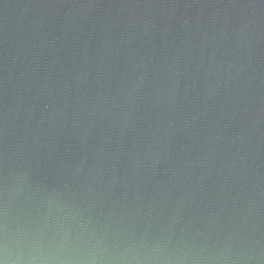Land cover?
Listing matches in <instances>:
<instances>
[{
	"label": "water",
	"instance_id": "obj_1",
	"mask_svg": "<svg viewBox=\"0 0 264 264\" xmlns=\"http://www.w3.org/2000/svg\"><path fill=\"white\" fill-rule=\"evenodd\" d=\"M0 262L264 264V0H0Z\"/></svg>",
	"mask_w": 264,
	"mask_h": 264
},
{
	"label": "clouds",
	"instance_id": "obj_2",
	"mask_svg": "<svg viewBox=\"0 0 264 264\" xmlns=\"http://www.w3.org/2000/svg\"><path fill=\"white\" fill-rule=\"evenodd\" d=\"M0 264H3V262H0Z\"/></svg>",
	"mask_w": 264,
	"mask_h": 264
}]
</instances>
